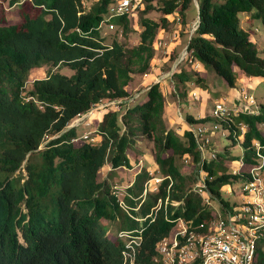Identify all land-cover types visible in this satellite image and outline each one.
<instances>
[{
  "label": "trees",
  "instance_id": "trees-1",
  "mask_svg": "<svg viewBox=\"0 0 264 264\" xmlns=\"http://www.w3.org/2000/svg\"><path fill=\"white\" fill-rule=\"evenodd\" d=\"M6 1L0 0V264H130L126 251L133 254V264H160L155 260L157 243L172 232L178 218L197 232H209L214 209L188 189L192 183L188 185L178 161L189 157L196 174L202 168L210 176L209 196L225 215L234 204L223 190L236 178L224 159L234 162L239 156L226 149L222 154L212 150L221 160L206 158L191 130L182 137L167 128L159 83L139 96L128 86L134 73L149 70L158 32L170 24L169 16L185 25L190 8L195 18L186 46L190 57L230 87L238 78L236 68L245 75H264V57L239 16L251 13L264 23V0H143L142 13L155 9L156 1L163 16L141 18V39L133 47L116 38L103 42L100 25L115 0H94L88 7L85 0H8L10 7L19 4L21 20L15 23L4 18ZM113 22L123 32L129 30L127 14ZM41 67H48L47 74L28 86L31 71ZM63 67L73 73H63ZM174 75L183 83L203 81L186 70ZM141 95L144 99L137 101ZM116 98H125L123 106L103 114L95 128L98 143L72 141L79 134L70 124L78 115ZM234 121L248 125L241 142L246 166L257 164L253 142L260 141L264 153V130L259 127L264 113L244 111ZM142 142L153 145L155 173L169 177L138 210L126 212L112 194L109 173L101 179L99 173L106 164L111 170L131 168ZM140 174L148 178V172H139L127 189L131 207L141 201L146 180L139 181ZM159 200L161 207L144 224ZM120 231L140 236L134 251ZM253 264H264V236Z\"/></svg>",
  "mask_w": 264,
  "mask_h": 264
},
{
  "label": "rangeland",
  "instance_id": "rangeland-1",
  "mask_svg": "<svg viewBox=\"0 0 264 264\" xmlns=\"http://www.w3.org/2000/svg\"><path fill=\"white\" fill-rule=\"evenodd\" d=\"M94 0H85V4L88 7ZM115 0L109 7V12L111 13V9L114 7ZM155 9H152L147 14L142 13L144 9V1L140 4L138 8H136L133 12L128 14L129 19V30L127 32H123L122 26L115 22V27H109V23H103L101 27V36L104 38L103 42L106 44H110L113 39H118L123 42L128 47H133L140 42V32L142 31L141 26V18L142 17H151L153 19H159L163 16V12L161 11L160 7H158V2H154ZM3 8L6 10V14L4 18H6L7 23H15L19 22L21 19L19 18L17 12L19 4L14 6H9L8 0L2 5ZM2 14V13H1ZM187 14L190 18L187 24H183L181 20L177 18L176 15H170V24L166 28H162L159 30L156 41L154 43L155 47V54L151 60L150 68L147 72L143 73H134L133 79L128 86V90L130 93H133L135 96H139L142 92L149 88L152 83H159L160 87L164 94V99L166 102V109L167 106L170 107V111L167 112L165 109V123L167 128L172 129L173 132H176L178 128H185L186 130L189 128H194L195 126H211L213 122H216L220 125L221 128H224L225 133L222 131L214 132L209 134L210 136V143L207 148L204 149L205 153H211L214 150L219 153H224L227 149L229 150L230 155H237L241 156L243 154L242 148V135H228L229 130H233L235 124H233L232 120H216L211 115V110L213 103L217 99H221L229 103L230 105H238L242 106L245 109H250L253 112L257 113L258 110L264 113V108L261 106L264 105V75H245V73L236 68L238 72V78L234 86H228L222 79L218 78L214 75L213 78L206 75L204 79L207 81L204 83L203 81H187L183 83V81L179 80L177 76H175V72H180L181 70H186L190 76H194L198 74L200 76L201 72L205 71V67L199 66V69H195L192 64L187 61V59L180 60V57L187 46V42L189 39V35L192 32V29L195 25V18L194 11L190 8L187 11ZM241 19V26L248 32L252 41L256 43V46L259 50L260 56L264 57V23L261 19L253 17L251 13L247 12H240L239 13ZM192 17V18H191ZM119 18V14H110V19L113 21ZM158 40H162L163 44L160 46L156 45ZM48 67H41L36 68L31 71L28 86L31 81L35 78L44 77L47 74ZM61 71L67 75L73 73V70L68 67L61 68ZM206 74V72H204ZM197 76V75H196ZM245 80H244V79ZM244 88L248 93L252 94L255 98L254 105H246L241 98V92ZM196 90L199 94V99H193L192 92ZM235 90V97L236 99L231 98V91ZM144 99V95H141L137 101H142ZM205 105L206 117L203 120H197L192 122H187V115L188 112L192 114H197L202 107ZM105 110H97L96 114L93 117L86 118V121H89L88 124H83L77 126L78 133H82L83 131L87 130H94L98 123L102 120L103 114ZM195 116V115H194ZM193 117V116H191ZM194 118V117H193ZM185 122V125H183ZM245 122V121H243ZM184 126V127H183ZM259 127H263V123H260ZM235 131L240 132V126H236L234 129ZM264 130V129H263ZM183 132V131H182ZM179 136L182 134L178 133ZM183 137V136H182ZM234 141V144H232ZM142 150H139L133 153L131 159V166L133 169H129L127 167H119L116 170H111L110 166L106 164L100 171L99 176L100 179L108 174L109 176V183L111 185V191L113 189L114 183H123L127 184L128 182L136 177L139 172H149L154 171L157 169V164L154 159V151L153 145L151 143L150 147L146 146L147 142L140 143ZM211 147V148H210ZM152 150V151H151ZM140 152V153H139ZM206 158H210L211 154H206ZM188 158V162L179 160L178 163L181 167V172L186 174L189 178L188 185H191L188 189L192 188V190L196 191V185L199 181V173L196 174V168L193 163L190 162L191 158ZM217 160H221L222 157L216 155L215 157ZM225 162L233 161L231 159H224ZM157 175H160L158 172ZM192 176L198 178L195 179L194 182L191 181ZM139 181H145L147 179V174H140L138 177ZM239 177L234 179L232 188L229 190L231 185L225 186L223 190V196L229 199L230 203L233 205L235 201H240L241 196L238 194L240 190L239 185ZM151 192H148L150 195ZM174 205L179 203L178 200L172 202ZM211 208L219 211L220 207L216 200H210ZM175 207V206H174ZM173 207V208H174ZM180 209H183V206H180ZM147 221L152 219V215L147 216ZM141 224V223H139ZM118 230L113 229L112 232L115 234Z\"/></svg>",
  "mask_w": 264,
  "mask_h": 264
},
{
  "label": "built area",
  "instance_id": "built-area-1",
  "mask_svg": "<svg viewBox=\"0 0 264 264\" xmlns=\"http://www.w3.org/2000/svg\"><path fill=\"white\" fill-rule=\"evenodd\" d=\"M143 0H117L114 7L111 9L113 14H130L136 8L140 6ZM106 20L101 22L100 27L104 22L109 23V27L114 28L115 23L110 21V14ZM195 28V25L193 29ZM163 44L162 40L156 42L157 46ZM187 59L195 69H199L201 63L189 56L187 47L184 49L180 60ZM197 92L193 91L192 96L197 98ZM137 96V95H136ZM241 98L246 105H254L255 98L252 94L248 93L242 88ZM29 100V98H28ZM125 98L106 99L101 100L95 104L88 112L78 115L70 124V126H79L83 121V124H88L86 118L93 117L96 111L101 110H120L123 106ZM248 111L252 113L250 109H245L242 106L230 105L224 100L215 101L211 110V115L216 120H232L235 127L240 126V134L242 137L248 129V125L244 122L235 123L234 117L239 113ZM264 127V123H263ZM264 129V128H263ZM191 130L202 154H211V157H216L214 151L211 153H205L204 149L210 143L209 134L217 131L225 133L224 128L216 122H213L211 126H195L194 128H188ZM235 132V130H229ZM99 135L94 130H87L79 133L74 137L72 141H84L92 144L99 142ZM254 150L258 158V162L255 165L246 166L245 160L240 158L237 162V166H232L231 172L233 175H243L239 177L240 195L241 200L239 203L232 206L227 210L225 215L219 211H214L212 218L210 231L201 233L195 231L190 222L178 218L172 232L169 235L164 236L156 246L155 260L160 264H253L257 245L261 237L264 236V153L262 152V145L260 141L255 140L253 142ZM210 146V145H209ZM211 148V147H210ZM208 149V148H207ZM210 157V158H211ZM188 158L185 162H188ZM244 170V171H242ZM199 181L196 185V191L202 196L203 200L210 203V196L207 190L206 180L210 178L203 169L198 170ZM169 177V176H166ZM166 177L157 175L154 171L148 172V178L144 183L143 193L140 196L141 201L136 207H131L126 202V196L128 195L127 189L133 184L134 179L127 184L115 183L113 185L112 194L116 197L120 206L129 212L131 209L138 210L141 202L145 200L148 192H155L158 190L159 183ZM168 202V197L165 200V208ZM162 201L159 200L156 207H153L149 215L155 214V210L160 208ZM148 215V216H149ZM146 218V217H145ZM145 218H141L144 220ZM119 236H126L129 238V247L134 251L135 245L139 243L140 236L133 235L129 231H120ZM129 258V260H128ZM125 261H129L133 264V254L130 251L125 252Z\"/></svg>",
  "mask_w": 264,
  "mask_h": 264
},
{
  "label": "crops",
  "instance_id": "crops-1",
  "mask_svg": "<svg viewBox=\"0 0 264 264\" xmlns=\"http://www.w3.org/2000/svg\"><path fill=\"white\" fill-rule=\"evenodd\" d=\"M201 66H203V65L201 64ZM204 72H206V74H204ZM204 72H201V74H200V76L202 77V80H203L204 83L207 82V81L204 79V77H206V75H208V76L211 77V78H213L214 75H215L212 71L207 70V69H205ZM216 76H217V75H216ZM218 78H219V77H217V79H218ZM220 79H221V78H220ZM243 79H244V78H243ZM244 80H245V79H244ZM242 88H243V87H242ZM242 88H241V89H242ZM194 91H196V90H194ZM196 92H197V91H196ZM197 94H198V92H197ZM234 94H235V90H232V91H231V94H230L232 100L237 98V97H235ZM193 99H195V100L199 99V94L197 95V98L193 97ZM217 100H220V99H217ZM217 100H216V101H217ZM214 103H215V102H214ZM214 103H213V105H214ZM170 107H171V106H170ZM170 107L167 106V109L165 108V109L167 110V112L170 111V109H169ZM212 108H213V106H212ZM188 115L193 116L195 119H196V118H204V117H201V116H205V117H206L207 115H206V111H205V105H204V104L202 105V107L200 108V110H199V112H198L197 114H192V113H189V112H188ZM194 115H195V116H194ZM187 122L190 123L191 121H189V120L187 119ZM183 125H185V122H184ZM183 127H184V126H183ZM175 130H177L176 132H178V133H180V134H182V135H183V133L186 131L185 128H178V129H175ZM187 130H188V129H187ZM182 131H183V132H182ZM78 134H79V133H78ZM242 138H243V137H242ZM240 158H243V159H244V151H243V154H242L241 156H239L238 159H236L233 163H231L232 166H237V164H238L237 161H238ZM129 169L132 170L133 167H131V168H129ZM242 171H244V170H242ZM243 174H244V173H243ZM243 174H242V175H243ZM232 175H233V174H232ZM242 175H235V178H236V177H241ZM239 185H240V184H239ZM227 186H228V185H227ZM231 188H232V185H231V187H229V190H230ZM230 191H232V190H230ZM238 194L240 195V190H239ZM240 196H241V195H240ZM239 202H240V201H235V202H233V203H234V205H235V204H237V203H239Z\"/></svg>",
  "mask_w": 264,
  "mask_h": 264
}]
</instances>
